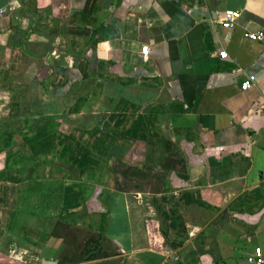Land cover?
Wrapping results in <instances>:
<instances>
[{
    "label": "crops",
    "instance_id": "crops-1",
    "mask_svg": "<svg viewBox=\"0 0 264 264\" xmlns=\"http://www.w3.org/2000/svg\"><path fill=\"white\" fill-rule=\"evenodd\" d=\"M2 9L0 264L56 261L58 221L105 237L114 264L264 252V47L243 36L264 31V0ZM227 10L241 12L231 30ZM117 163L161 191L130 190Z\"/></svg>",
    "mask_w": 264,
    "mask_h": 264
},
{
    "label": "trees",
    "instance_id": "trees-1",
    "mask_svg": "<svg viewBox=\"0 0 264 264\" xmlns=\"http://www.w3.org/2000/svg\"><path fill=\"white\" fill-rule=\"evenodd\" d=\"M115 173L123 177L144 176L143 171L124 163L116 164ZM117 185L120 189H125L119 181ZM154 191H161V185L157 186ZM51 237L59 240L54 254V259L58 261V264H81L85 261H93V264H114L119 259V252L105 237L61 221L56 223Z\"/></svg>",
    "mask_w": 264,
    "mask_h": 264
},
{
    "label": "built area",
    "instance_id": "built-area-1",
    "mask_svg": "<svg viewBox=\"0 0 264 264\" xmlns=\"http://www.w3.org/2000/svg\"><path fill=\"white\" fill-rule=\"evenodd\" d=\"M6 13V9L0 10V15H4ZM241 17V12L238 10H227L224 13V17L221 20V25L224 29L226 30H231L235 28L237 25L238 19ZM244 38L251 40L253 42H257L261 44L264 47V31H256V32H251V31H246L244 32ZM149 52V47L144 46L142 49V55L143 58L146 59L148 56ZM221 57H227V52H221L220 53ZM252 81H254V78H251ZM251 84L250 82H246L242 85L243 90H247L250 88ZM247 261L250 264H264V252L262 248L257 247L254 250V253L248 256Z\"/></svg>",
    "mask_w": 264,
    "mask_h": 264
},
{
    "label": "rangeland",
    "instance_id": "rangeland-1",
    "mask_svg": "<svg viewBox=\"0 0 264 264\" xmlns=\"http://www.w3.org/2000/svg\"><path fill=\"white\" fill-rule=\"evenodd\" d=\"M131 177L136 178V179L132 185L127 187V188H130V190L140 191V188L142 187V190L153 191L156 188V185H155L156 180L152 176H150V178L152 177V179H149V181H144V182L140 181V179L138 180L139 178L138 176H131ZM121 180H122V183H124V179L122 177H121Z\"/></svg>",
    "mask_w": 264,
    "mask_h": 264
},
{
    "label": "water",
    "instance_id": "water-1",
    "mask_svg": "<svg viewBox=\"0 0 264 264\" xmlns=\"http://www.w3.org/2000/svg\"><path fill=\"white\" fill-rule=\"evenodd\" d=\"M43 264H58L56 261H44Z\"/></svg>",
    "mask_w": 264,
    "mask_h": 264
}]
</instances>
